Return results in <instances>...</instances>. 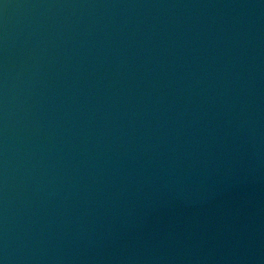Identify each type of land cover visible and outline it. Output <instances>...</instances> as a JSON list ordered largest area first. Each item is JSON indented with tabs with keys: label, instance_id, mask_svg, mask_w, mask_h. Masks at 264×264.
Here are the masks:
<instances>
[{
	"label": "water",
	"instance_id": "1",
	"mask_svg": "<svg viewBox=\"0 0 264 264\" xmlns=\"http://www.w3.org/2000/svg\"><path fill=\"white\" fill-rule=\"evenodd\" d=\"M0 264H264V0H0Z\"/></svg>",
	"mask_w": 264,
	"mask_h": 264
}]
</instances>
